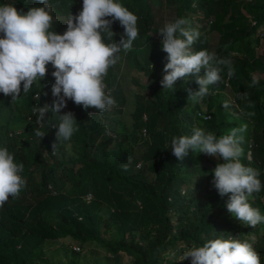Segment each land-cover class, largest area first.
Returning a JSON list of instances; mask_svg holds the SVG:
<instances>
[{"label": "trees", "instance_id": "obj_1", "mask_svg": "<svg viewBox=\"0 0 264 264\" xmlns=\"http://www.w3.org/2000/svg\"><path fill=\"white\" fill-rule=\"evenodd\" d=\"M46 2L52 8L50 30L60 34L67 28L69 14H78L83 6V0ZM119 2L137 15L139 35L130 51L119 53L120 60L105 77L106 91L115 104L101 112L85 110L68 99L61 112L73 113L78 131L59 143L55 154L56 129L51 125L57 121L49 113L38 122L32 111L56 99L52 65L47 66L45 78L15 100L0 92V146L6 144L17 163H23L26 179L19 196H10L0 207V264H56L45 254L44 244L60 238L70 244L66 264H78L79 251L73 243L79 249L96 243L105 249L107 259L125 253L128 264H191L190 257L180 260L184 252L209 239L229 236L254 242L264 264V239H259L264 222L253 227L238 220L227 209L231 194L221 195L214 186V169L223 158L208 156L213 164L209 167L192 160L196 152L192 149L182 160L170 149L173 136L191 135L194 128L219 137L246 126L240 159L260 171L262 189L250 203L264 215V75H253L264 70L256 32L264 22V0ZM165 2L173 7L168 21L186 18L200 31L194 50L207 49L218 58H228L235 70L229 77L227 66L220 65V81L195 102L189 99V90L199 89L194 74L178 79L173 89H163L161 84L167 53L158 31L166 22L157 20L154 6ZM5 3L25 12L42 6L41 0H0ZM111 28L113 39L119 41L123 26L113 20ZM211 31L217 35L214 47ZM131 63L150 78L147 91H136L132 97L127 94ZM253 77L258 80L255 85ZM37 129L45 135L37 136ZM139 145L143 149L138 153ZM112 223L118 224L119 234L109 237Z\"/></svg>", "mask_w": 264, "mask_h": 264}, {"label": "clouds", "instance_id": "obj_2", "mask_svg": "<svg viewBox=\"0 0 264 264\" xmlns=\"http://www.w3.org/2000/svg\"><path fill=\"white\" fill-rule=\"evenodd\" d=\"M41 5L25 12L14 4H0V92L15 100L21 91L27 93L34 82L45 78L47 66L52 65L55 78L52 95L56 99L51 104L37 105L32 111L38 122L45 121L49 113L50 119L57 121L51 125L56 129L52 143L55 154L58 144L69 141L78 131L73 113L61 112L68 99L85 110L94 108L101 112L115 104L109 89L106 91L105 77L109 68L120 60L119 53L132 49L139 35L138 17L119 0H83L82 10L76 15L69 14L67 28L60 34L50 30L51 6L46 0H41ZM113 20H118L124 28L119 41L113 39ZM158 33L162 36V49L167 53L161 80L163 89H173L178 79L194 74L199 89L189 90V99L195 102L208 94L210 85L220 81V65L227 66L229 77L234 75L230 59L218 58L207 49L194 50L201 33L186 18L166 22ZM202 69L204 74L200 75ZM256 83L258 80L253 77L252 84ZM224 106H228L227 102ZM245 130L246 126H240L217 137L194 128L191 135L173 136L170 149L178 160L189 149L222 157L224 162L214 169V186L221 195L231 194L228 211L255 227L264 222V215L252 206L250 198L261 191L262 183L260 171L246 166L240 159L244 139L241 134ZM35 134L45 135L39 129ZM23 171V163H17L7 145L0 146V207L10 196L18 197L26 186ZM253 243L234 236L209 239L202 246H193L184 252L180 260L190 257L191 264H261Z\"/></svg>", "mask_w": 264, "mask_h": 264}, {"label": "rangeland", "instance_id": "obj_3", "mask_svg": "<svg viewBox=\"0 0 264 264\" xmlns=\"http://www.w3.org/2000/svg\"><path fill=\"white\" fill-rule=\"evenodd\" d=\"M163 4L164 6L160 7L159 3H156L154 9L157 20L165 23L170 19V16L173 14V7L172 5H170L169 2L167 3L165 2ZM256 32L259 33L260 35V44L257 47V52L259 54L264 53V22L257 28ZM209 40L212 44L211 46L214 47L217 40V35L214 31H211L209 33ZM253 75L262 77L264 75V70L259 72L254 71ZM134 78L138 81V83L136 82V80L134 81ZM149 80L150 78L147 75H145L141 71L136 70L131 63L129 75L127 79L128 82L127 94L132 97L133 93H135L136 91H141V92L147 91L146 84L149 82ZM225 92L229 96V98H232V93L230 89L228 88L225 89ZM130 96L129 99H131ZM125 118L126 121H129V116L127 114ZM142 149H143V145H139L137 147V152L138 153L141 152ZM208 156L210 155L205 154L203 152H193L192 160L195 163H202L209 167H212L213 164L210 158H216V156H210V158H208ZM262 201L264 202V196H262ZM102 211L105 213V215H108L109 213L107 207H103ZM117 225L118 224L116 223H112L110 225L111 227L110 231L107 233L109 237H114L119 234ZM252 237H255L254 233L252 234ZM262 238L264 239V229L261 230V232L259 233V239L262 240ZM73 244L78 246L77 243H73ZM69 246L70 244H68L66 240L61 238L55 240H46L44 244V251L45 254L56 264H66L70 255L66 253L67 247ZM75 249L79 251V253L76 254V260L78 264H128L130 260V257L125 253H122L118 259H114V258L107 259L105 249L100 247L96 243H90L87 244L85 247H81L80 249L79 248H75Z\"/></svg>", "mask_w": 264, "mask_h": 264}, {"label": "built area", "instance_id": "obj_4", "mask_svg": "<svg viewBox=\"0 0 264 264\" xmlns=\"http://www.w3.org/2000/svg\"><path fill=\"white\" fill-rule=\"evenodd\" d=\"M159 39L160 41L162 42V36L159 35ZM93 112V110H90V113ZM206 117H209V112L205 114ZM85 198L86 200H90L92 198V194L90 192H88L86 195H85ZM74 248H78L77 246H74Z\"/></svg>", "mask_w": 264, "mask_h": 264}]
</instances>
